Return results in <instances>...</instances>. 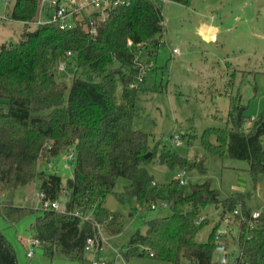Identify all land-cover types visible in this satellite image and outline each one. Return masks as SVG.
I'll use <instances>...</instances> for the list:
<instances>
[{
	"label": "trees",
	"instance_id": "1",
	"mask_svg": "<svg viewBox=\"0 0 264 264\" xmlns=\"http://www.w3.org/2000/svg\"><path fill=\"white\" fill-rule=\"evenodd\" d=\"M162 3L134 0L115 8L100 20L96 33H91L80 24L63 29L50 22L30 29L38 17L39 0L14 1L7 17L23 21L25 28L18 41L0 46V213L10 224L33 213L34 208L13 204L12 195L36 179H40L43 201L59 199L66 191V208H43L31 225L32 236L51 257L58 251L80 264H93L85 246L98 232L96 221L110 235L123 228L121 214L104 205L109 194L122 202L135 197L146 209L167 202L171 213L148 219L146 230H137L130 238L128 251L171 264H221L215 257L217 226L208 241L196 239L209 221L201 218V212L208 203L221 205L223 216L240 206L236 215L239 253L225 264H264V213L253 217L245 194L221 199L209 179L192 184L190 192L178 178L159 185L143 165L157 157L161 140L152 143L147 132L133 126L138 92L146 77L137 55L162 42ZM112 59L117 66L110 68ZM62 63L75 67L70 85L57 74L56 67ZM80 68L98 79L84 78ZM119 83L122 90L118 95ZM245 110L239 97L230 95L225 125L207 127L203 142L211 152L246 160L256 176L264 174V110L254 118ZM164 145L160 161L205 172L200 157L184 158ZM68 150L74 151L75 167L66 186L60 173L37 170L40 159ZM149 151L151 155L145 156ZM119 177L128 181L122 191H115ZM89 211L95 213L94 218L83 219ZM0 264H20L1 229Z\"/></svg>",
	"mask_w": 264,
	"mask_h": 264
},
{
	"label": "rangeland",
	"instance_id": "2",
	"mask_svg": "<svg viewBox=\"0 0 264 264\" xmlns=\"http://www.w3.org/2000/svg\"><path fill=\"white\" fill-rule=\"evenodd\" d=\"M14 1L0 0V46L5 42L18 41L25 28L24 22L7 17ZM162 7L165 30L161 44L143 48L137 55L139 61L151 65L143 72L146 77L138 92L133 126L147 132L152 143L161 140L157 157L143 165L159 185L167 184L185 170L186 192H190L192 184L209 179L221 199L243 193L246 195V207L251 212L264 213V174L253 175L246 160L211 152L203 142L207 127L225 125L230 95L239 97L246 106L245 114L250 118L264 110V0H190L188 4L166 0ZM42 17L46 20L45 15ZM36 26V23H31L29 28ZM174 49L178 51L174 52ZM115 66L117 61L112 59L109 67ZM61 68V64L56 67L57 74L60 73V79L70 85L75 67ZM79 74L84 78L98 79L86 68H80ZM121 90L119 83L118 95ZM211 140L216 141L214 135ZM164 144L173 147L184 158L203 159L205 172L198 167L185 169L179 163L171 165L160 161L158 155ZM70 151L40 159L37 170L60 173L63 186H66L75 167V160L69 161L70 168L63 166ZM127 181L119 177L115 191H122ZM67 200L68 194L63 191L59 197L60 210L66 208ZM12 202L34 208L33 213L14 224L8 223L0 213V229L12 243L20 264H80L58 251L51 257L40 245L34 247L31 257L27 255L33 237L31 225L43 212L40 179L18 187L12 195ZM104 205L121 214L123 228L119 234L110 235L101 224L107 243L104 251L99 253L86 251L92 263L106 260L112 264H171L128 251L132 235L137 230L144 232L148 219L170 214L169 205L159 202L156 208L146 209L135 197L122 202L113 193L106 197ZM235 210L223 216L221 205L208 203L202 209L201 218L209 221L196 235L197 241L206 242L217 226V230L224 232L221 238L229 254V262H233L239 253L236 241L239 219L236 215L241 212V207ZM85 216L93 219L95 213L89 211ZM116 251L121 253L118 255ZM220 255V252L215 253L216 258Z\"/></svg>",
	"mask_w": 264,
	"mask_h": 264
},
{
	"label": "built area",
	"instance_id": "3",
	"mask_svg": "<svg viewBox=\"0 0 264 264\" xmlns=\"http://www.w3.org/2000/svg\"><path fill=\"white\" fill-rule=\"evenodd\" d=\"M134 0H39V11L37 19L32 22L36 24H43V23H57L63 29H70L77 24L82 25L85 29L90 31L91 33H96L97 25L100 20L105 19L110 11L115 8L129 5ZM160 2H164L166 0H159ZM43 15H45L46 20H43ZM131 42L129 41V44ZM177 49H174V52H177ZM140 66L141 72H145L150 66V63H143L141 61L138 62ZM61 69H65L66 65L61 64ZM134 84L131 83V86ZM175 138V140H177ZM75 154L74 151L71 150L66 157V160L63 166L66 168H70V160H74ZM177 178L179 179L181 184L186 183V171H181ZM66 192V191H65ZM42 196V193L40 192ZM164 205H168L167 202H163ZM154 207H156L154 205ZM43 208H56L59 209V199L55 200H44L43 201ZM236 211V210H235ZM261 212L254 211L252 212L253 217H259ZM83 219H90L87 216L83 215ZM92 219V218H91ZM96 226L98 228V232L93 236L89 237L85 246L86 251H94V252H101L104 251L105 246L104 244L107 243L106 238L101 231V223L96 221ZM224 232L219 230L216 231L215 237L218 241L216 250L220 252L221 255L219 257V262L221 264H225L227 262V255H226V247L222 241L221 235ZM30 246L27 250V255L31 257L34 253V247L36 245H40V242L36 238L30 239ZM119 255L121 251H116ZM102 264H106V260H100ZM97 262L93 263L96 264Z\"/></svg>",
	"mask_w": 264,
	"mask_h": 264
},
{
	"label": "water",
	"instance_id": "4",
	"mask_svg": "<svg viewBox=\"0 0 264 264\" xmlns=\"http://www.w3.org/2000/svg\"><path fill=\"white\" fill-rule=\"evenodd\" d=\"M151 151H149L145 156H150L151 155Z\"/></svg>",
	"mask_w": 264,
	"mask_h": 264
},
{
	"label": "crops",
	"instance_id": "5",
	"mask_svg": "<svg viewBox=\"0 0 264 264\" xmlns=\"http://www.w3.org/2000/svg\"><path fill=\"white\" fill-rule=\"evenodd\" d=\"M23 22V21H22ZM25 24V23H24ZM1 196H2V193L0 192Z\"/></svg>",
	"mask_w": 264,
	"mask_h": 264
}]
</instances>
